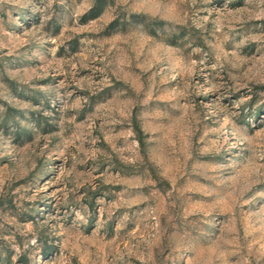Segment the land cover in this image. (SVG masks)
Instances as JSON below:
<instances>
[{
	"label": "rangeland",
	"instance_id": "1",
	"mask_svg": "<svg viewBox=\"0 0 264 264\" xmlns=\"http://www.w3.org/2000/svg\"><path fill=\"white\" fill-rule=\"evenodd\" d=\"M97 1L0 0V264H264V0Z\"/></svg>",
	"mask_w": 264,
	"mask_h": 264
},
{
	"label": "trees",
	"instance_id": "2",
	"mask_svg": "<svg viewBox=\"0 0 264 264\" xmlns=\"http://www.w3.org/2000/svg\"><path fill=\"white\" fill-rule=\"evenodd\" d=\"M104 8H105V4H103L100 0H98L96 6L91 11L93 13V18L100 16L104 11ZM117 22L118 20H114L111 25L115 26Z\"/></svg>",
	"mask_w": 264,
	"mask_h": 264
}]
</instances>
